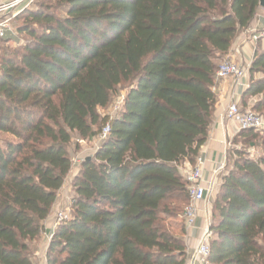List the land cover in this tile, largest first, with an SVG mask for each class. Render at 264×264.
I'll list each match as a JSON object with an SVG mask.
<instances>
[{
  "label": "trees",
  "instance_id": "obj_1",
  "mask_svg": "<svg viewBox=\"0 0 264 264\" xmlns=\"http://www.w3.org/2000/svg\"><path fill=\"white\" fill-rule=\"evenodd\" d=\"M259 3L39 0L17 17L28 40L0 56V134L10 136L0 139V264H36L33 246L73 167V135L93 140L108 123L73 178L71 217L57 225L47 264H186L182 225L169 224L190 203L180 165L194 166L208 140L217 71ZM250 73L242 105L264 93L260 42ZM123 83L121 112L102 115ZM235 154L213 203L206 264H264V154Z\"/></svg>",
  "mask_w": 264,
  "mask_h": 264
},
{
  "label": "crops",
  "instance_id": "obj_2",
  "mask_svg": "<svg viewBox=\"0 0 264 264\" xmlns=\"http://www.w3.org/2000/svg\"><path fill=\"white\" fill-rule=\"evenodd\" d=\"M8 16L9 13L0 11V21ZM263 27L264 8L259 6L253 22L247 29L243 30L236 37L231 49L224 58H231L239 62L241 65L246 67L250 66L251 68L259 42L257 40V37L259 36ZM250 82V70L249 73L244 77V79L239 83L233 78H229L227 80H218L217 82L218 84L215 88L217 94V103L213 113L209 137L206 143L202 146L199 153V156H201L205 160L204 180L208 184L209 182L213 183L214 191L208 196V198L197 203L198 217L194 226L187 227L185 225L184 219H182L181 221L183 232L178 233V235L183 236L187 244L188 259L186 264H206V260L202 257V255L197 254L196 251L201 243L203 234L210 226L213 203L220 191L222 177L227 172L231 157V150L234 144V138L239 132L236 124L226 117L225 111L226 108L233 102L242 105L243 94L249 87ZM94 139H96V137ZM96 150L97 147L96 149H94V151ZM87 156L90 157L89 155ZM219 165H223L224 167L221 172L216 175L214 173V170ZM193 167L194 166H192L188 161H184L180 165L181 173L184 175ZM79 170L80 169L74 172V176L77 175ZM60 190L63 191V187ZM61 193L63 192L58 193V197ZM55 207L56 205L54 204L51 214L44 222L45 231L43 237L40 239V241H42V247L40 245V250L36 254L41 264H47V251L51 241V236L54 234L57 227V224L55 225ZM45 234L48 235V239L45 237Z\"/></svg>",
  "mask_w": 264,
  "mask_h": 264
},
{
  "label": "built area",
  "instance_id": "obj_3",
  "mask_svg": "<svg viewBox=\"0 0 264 264\" xmlns=\"http://www.w3.org/2000/svg\"><path fill=\"white\" fill-rule=\"evenodd\" d=\"M30 2L31 0H10L0 5V11L9 13L8 17L0 21V37H5L7 31L12 30L11 21L18 14V11L16 10L26 9L29 6ZM257 38V40L260 42V48L264 52V27ZM249 70L250 66L246 67L231 58H224L217 71V79L227 80L229 78H233L239 83L249 73ZM225 113L226 117L236 124L239 131L247 129H254L256 131L264 130V116L257 114L252 110L243 109L239 103H231L226 108ZM110 130L111 126L108 123L103 127L100 134L98 135L99 140L102 141L103 139H105L109 135ZM78 160L79 159L75 157L73 159V162ZM204 163L205 160L201 156H199L194 167L184 174L185 178L189 182L190 195V203L186 206L185 211L182 215L187 227H192L196 224L198 217L197 203L208 198V196L214 191L213 183L209 182L208 184L204 180ZM223 167V165H219L217 168H215L214 173L218 175ZM70 217L71 207L69 208V211H60L57 216V225L63 220L69 219ZM211 235L212 232L210 231V229H206L205 233L203 234L201 243L196 251L197 254L202 255L205 260L210 253Z\"/></svg>",
  "mask_w": 264,
  "mask_h": 264
},
{
  "label": "rangeland",
  "instance_id": "obj_4",
  "mask_svg": "<svg viewBox=\"0 0 264 264\" xmlns=\"http://www.w3.org/2000/svg\"><path fill=\"white\" fill-rule=\"evenodd\" d=\"M7 1H10V0H0V5ZM37 1L39 0H31L29 7H35ZM24 10H16L18 11L16 19H13L11 21L12 30L7 31L6 37L4 38L0 37V56H2L5 52L9 53L13 51V49H16L24 45L26 41L28 40V36L24 34L23 35L19 34L17 30L18 25L22 22L21 19L17 20V17H19L21 13H23ZM255 77L256 78L264 77V74L256 73ZM127 86H128L127 83H123L117 87V89L112 94L111 103L106 108H101L99 110L102 115L115 116L121 112L123 103H124V97L127 92ZM263 99H264V93L250 98L247 101V103L243 104V106L248 110H252L256 112L257 114L264 116V111L255 109V105ZM256 133L258 134V136L251 137L247 140H243L242 137H239L236 140H234L227 171H229V169L231 168L233 164V161L236 157L235 156L236 150L244 151L253 158H258L264 154V130H257ZM8 137L10 136L7 134H0V139H6ZM100 143L101 141L99 140V136L93 140H82L76 134L73 135V139H72L71 144L69 145V149L72 152V158L74 159L76 157L79 160L73 162L72 170L69 173L68 177L66 178L65 184L63 185V191L62 190L59 191L63 193L60 194V196L58 197V201L55 203L56 205L55 225L57 224L58 213L60 211H69V208L71 207V200L74 195V189L72 185L73 178H74V172L80 169L81 163L84 159L88 157L87 155L91 157L94 156L96 152L94 151V149H96V147L98 149ZM182 219H184L183 216H180L176 219H172L169 221V224L172 227H180L182 225L181 223ZM43 235L44 233L42 234L41 238L43 237ZM45 237L48 239V235L45 234ZM41 242L42 241L40 240L35 242V245L33 246L35 254H37V252L40 250V245L42 247ZM35 257H36L35 259L36 264H41L39 259L37 258L38 256H35Z\"/></svg>",
  "mask_w": 264,
  "mask_h": 264
},
{
  "label": "water",
  "instance_id": "obj_5",
  "mask_svg": "<svg viewBox=\"0 0 264 264\" xmlns=\"http://www.w3.org/2000/svg\"><path fill=\"white\" fill-rule=\"evenodd\" d=\"M259 5H260V7H263L264 8V0H260V3H259ZM91 158V156L90 157H88V159H90Z\"/></svg>",
  "mask_w": 264,
  "mask_h": 264
}]
</instances>
